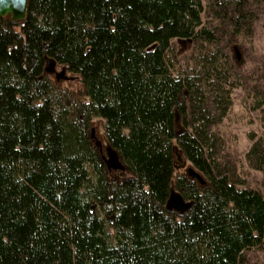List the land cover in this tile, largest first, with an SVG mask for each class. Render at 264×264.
Wrapping results in <instances>:
<instances>
[{"label": "trees", "instance_id": "obj_1", "mask_svg": "<svg viewBox=\"0 0 264 264\" xmlns=\"http://www.w3.org/2000/svg\"><path fill=\"white\" fill-rule=\"evenodd\" d=\"M261 2L29 0L23 22L0 17V264H240L264 248V189L219 160L212 129L247 79L226 42L252 37ZM173 39L192 43L187 69ZM45 56L79 77L82 99ZM247 80L264 129V62ZM94 119L125 171H107ZM249 139L246 163L264 174V134ZM175 145L203 185L174 175ZM172 183L183 213L166 207Z\"/></svg>", "mask_w": 264, "mask_h": 264}, {"label": "rangeland", "instance_id": "obj_2", "mask_svg": "<svg viewBox=\"0 0 264 264\" xmlns=\"http://www.w3.org/2000/svg\"><path fill=\"white\" fill-rule=\"evenodd\" d=\"M250 1V0H248ZM252 7L254 6L251 5ZM257 19L254 23L253 35L250 39H235L230 37L226 44L227 50L231 57V63L237 70L248 77L255 68L264 62V3L255 4L253 7ZM212 10L205 7L203 21L207 24L211 20ZM226 38H223V41ZM222 41V43H223ZM225 43V42H224ZM226 46V45H225ZM173 53V61L181 70L190 66L189 57L192 50V43L188 39H173L170 43ZM234 47L240 52V61L235 59ZM61 65L56 66V70L60 71ZM52 81L61 89H66L76 98H83V86L78 76L66 72V76L73 77V80L57 82L54 75H49ZM246 79L244 88H237L232 93V106L227 117L212 129L221 139L219 148V160L221 162H229L233 166L235 176L244 181V186L263 191L264 174L261 171L250 168L245 160V154L251 145L249 134L254 133L257 136L264 134L261 127V114L259 111L252 110V99L248 87L250 83ZM94 129L95 139L99 140L104 146L106 140L103 134V124L99 119H94L91 123ZM176 131L182 128L181 119L175 124ZM195 169L189 161H187L178 151L175 145L174 150V175L182 174L188 177L187 170ZM196 170V169H195ZM117 174L118 172H111ZM171 192L176 193L173 183L171 184ZM240 264H264V248H252L244 252L242 262Z\"/></svg>", "mask_w": 264, "mask_h": 264}, {"label": "water", "instance_id": "obj_3", "mask_svg": "<svg viewBox=\"0 0 264 264\" xmlns=\"http://www.w3.org/2000/svg\"><path fill=\"white\" fill-rule=\"evenodd\" d=\"M29 7V0H0V17H7L13 22H23L27 17ZM235 59L240 61V52L237 47H234ZM45 66L44 73L48 75H54V78L57 82L73 80V77L66 76L67 67L62 66L60 71L56 70L58 65L55 59L45 56ZM175 123L178 122L179 116L175 115ZM89 138L91 139L94 147L100 153L103 162L106 165L107 171L111 173L114 172H123L126 170V167L121 162L119 155L111 145L101 144L99 140L95 139L94 129L90 128ZM188 177L195 179L199 184L203 185L204 181L199 172L195 169L189 168L187 170ZM190 206L189 202L183 200L179 192L173 193L170 192L169 199L167 201V209H174L179 213H183Z\"/></svg>", "mask_w": 264, "mask_h": 264}]
</instances>
